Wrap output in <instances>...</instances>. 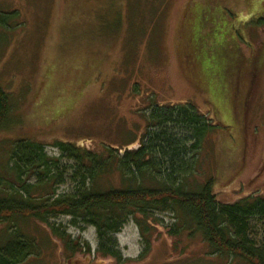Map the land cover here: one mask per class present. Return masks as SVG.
<instances>
[{
    "label": "rangeland",
    "instance_id": "obj_1",
    "mask_svg": "<svg viewBox=\"0 0 264 264\" xmlns=\"http://www.w3.org/2000/svg\"><path fill=\"white\" fill-rule=\"evenodd\" d=\"M0 15V85L15 118L0 132L1 192L19 187L8 160L15 142L42 144L54 158L56 142L116 155L139 147L152 108L188 103L220 126L203 142L198 179L214 172L220 202L264 196V0H0ZM63 167L56 192H72L76 161L61 158ZM99 180L124 185L116 168ZM172 215L147 220L144 257L145 237L129 218L116 234L121 262L95 253V227L80 230L67 216L50 221L87 241L90 254L69 260L32 218L0 221V243L7 230L34 238L36 253L20 264H230L199 236H172ZM263 229L250 221L247 238L257 244Z\"/></svg>",
    "mask_w": 264,
    "mask_h": 264
},
{
    "label": "trees",
    "instance_id": "obj_2",
    "mask_svg": "<svg viewBox=\"0 0 264 264\" xmlns=\"http://www.w3.org/2000/svg\"><path fill=\"white\" fill-rule=\"evenodd\" d=\"M4 18L0 15L3 28ZM14 120L10 95L0 85V132L9 130ZM146 120L151 129L144 132L139 147L126 148L116 155L112 148L103 156L56 142L59 154L54 158L47 156L42 144L27 140L13 143L8 160L19 187L13 185L7 193L0 191V221L38 220L60 241L70 260L83 249L91 252L87 241L71 238L66 226L50 221L58 216L70 217L68 224L80 230L86 225L95 227V253L121 262L116 234L129 218L145 237L144 257L150 245L147 220L157 211H171L180 220L176 229H169L172 236H199L211 255L230 264H264V229L257 244L247 238L250 221L264 223V196L220 202L214 192V172L207 179H198L202 173L198 163L201 147L219 124L188 103L156 106ZM66 157L76 161L72 180L77 186L72 192L59 193L56 187L64 183L69 170H60L59 160ZM114 168L121 175L123 187L99 185L103 174ZM30 177L34 184L27 182ZM37 192L40 195L35 196ZM5 238L0 243V264L24 263L36 253L34 238L22 232L7 230Z\"/></svg>",
    "mask_w": 264,
    "mask_h": 264
},
{
    "label": "flooded vegetation",
    "instance_id": "obj_3",
    "mask_svg": "<svg viewBox=\"0 0 264 264\" xmlns=\"http://www.w3.org/2000/svg\"><path fill=\"white\" fill-rule=\"evenodd\" d=\"M110 258V257H109ZM112 259V258H111Z\"/></svg>",
    "mask_w": 264,
    "mask_h": 264
}]
</instances>
